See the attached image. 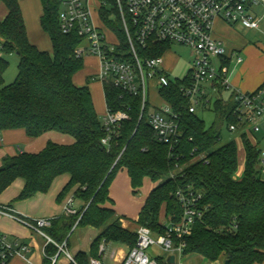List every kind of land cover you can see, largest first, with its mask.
Wrapping results in <instances>:
<instances>
[{"label": "trees", "instance_id": "trees-1", "mask_svg": "<svg viewBox=\"0 0 264 264\" xmlns=\"http://www.w3.org/2000/svg\"><path fill=\"white\" fill-rule=\"evenodd\" d=\"M2 1L8 14L0 19V131L23 128L29 136L38 137L54 130L72 135L75 142L65 145L49 141L38 153L5 157L0 166V194L22 177L26 183L18 199H26L47 192L57 176L69 173L70 181L58 199L75 188L74 198L83 208L76 215L52 219L45 232L57 243H68L76 223V227L91 225L99 229L91 244L92 255L79 252L75 257L79 264H89L90 257L97 258L104 240L128 248L136 243V231L124 228V217L111 206L109 189L120 169H127L135 193L145 178L156 183L138 223L157 233L166 231V219H179L176 192L191 185L204 195V214L186 238L185 254H198L210 262L224 260V264L227 260L229 264L263 263L264 177L258 169V150L249 140L244 141V173L234 179L239 166L238 146L235 141L221 144L224 116L233 101L216 100L212 107L216 122L207 126L197 113L188 111L189 102L180 93V82L162 88L160 94L179 114L184 131L171 154L167 145L156 140L148 109L142 114V100L104 82L107 108L129 115L119 122L109 145H105L102 139L106 129L89 82H74L75 74L84 66V56L78 53L82 38L76 32L61 30L63 0H41V26L51 39L53 52L41 50L30 41L19 0ZM100 13L107 15L108 11L101 9ZM107 23L122 35L118 24ZM11 54L19 57L18 74L11 84H5L9 67L6 57ZM45 250L53 255L57 246L50 243ZM7 262L0 260V264Z\"/></svg>", "mask_w": 264, "mask_h": 264}, {"label": "built area", "instance_id": "built-area-1", "mask_svg": "<svg viewBox=\"0 0 264 264\" xmlns=\"http://www.w3.org/2000/svg\"><path fill=\"white\" fill-rule=\"evenodd\" d=\"M101 9H106L108 14L102 15ZM97 15L106 26L107 22L118 24L122 35L107 26L114 37V40L108 39L94 19L89 0H63L59 13L61 30L64 33L76 32L82 38L78 53L81 56L93 54L99 59L100 71L93 79L110 82L139 97L142 100V114L148 109V121L156 140L167 145L171 154L184 136L180 116L166 101L165 105L149 110L150 82L153 81L159 91L180 82V93L188 100L190 113H197L198 106L211 109L216 100L225 99L223 93L230 91L228 100L233 101V107L224 116L223 128L237 134L231 141L236 142L238 149L244 147L245 140L257 148L258 169L264 177V83L254 91L235 89L230 79L232 58L237 55V64L242 63L243 58L215 35L219 23L230 27L244 24L248 28L260 29V23L264 20V0H102ZM173 43L195 53L192 67L183 80H172L163 67L162 54ZM159 50L162 54H156ZM211 93H215L216 98ZM107 110L103 121L107 133L102 139L105 145H109L119 122L129 117L124 110ZM239 169L238 166L234 179L241 178L239 172L244 173L245 166ZM176 197L181 210L179 219H166L164 233L139 225L135 245L126 251L119 264H190L184 261L187 256L186 238L192 234L194 224L203 218L201 201L204 195L201 190L188 185L179 188ZM79 210L74 197H70L65 214L76 215ZM0 214L10 215L44 237L45 247L50 243L57 246V252L53 255L44 251L43 264H58L62 255L70 264H79L68 250L66 241L57 243L45 232L52 224L51 219L25 218L1 205ZM154 245L159 246L166 255L149 253ZM104 250V244H100L99 251L102 253ZM31 251L29 243L9 239L7 234L0 231V260L3 263L17 256L28 260L26 255ZM171 256L174 257L173 262H170ZM112 257L118 260L115 250ZM89 264L104 263L98 258H91Z\"/></svg>", "mask_w": 264, "mask_h": 264}, {"label": "crops", "instance_id": "crops-1", "mask_svg": "<svg viewBox=\"0 0 264 264\" xmlns=\"http://www.w3.org/2000/svg\"><path fill=\"white\" fill-rule=\"evenodd\" d=\"M19 2L30 41L39 49L51 52V39L41 26V17L43 14L41 0H19ZM7 14L8 9L5 4L4 6L0 5V19H4ZM221 24L222 23H219L218 25ZM226 36L229 37L230 35L225 34L222 35L223 38L220 36L219 38H222L223 40L227 41L226 43H228V39L224 38ZM229 49L232 50L234 48ZM263 83L264 81H262L260 84H257L256 82H250L246 84L245 80L241 82H237L235 80L232 82V85L238 90L253 91ZM49 141L70 145L75 142V138L70 134L61 133L54 130L48 131L38 137L29 136L23 128L0 131V166L2 165L3 159L5 157L16 156L21 152L38 153L45 148ZM241 150L243 152L244 147L239 148V152ZM70 178L71 176L69 173L61 174L54 179L50 189L47 192H38L29 198L19 200L18 196L20 195L26 183L24 178L19 177L15 179L13 183L0 194V205L7 207L11 213L29 219L48 218L52 220L54 218L60 217L65 215V206L68 199L70 197H74L75 188H72L63 199H58L59 194L70 181ZM155 185L156 183L152 182L150 178H145L143 186L138 189L137 193H135L127 169L122 168L117 172L109 189V196L113 201V205L111 206L118 215L136 221L139 218V214L145 204L147 197ZM75 205L78 208L81 206L77 200H75ZM0 231L7 234L9 239H20L32 246V251L28 253V255H30V259L26 260L23 257L17 256L8 261L6 264H43L45 262L44 251L46 239L41 235L34 233L24 223L14 219L10 215L0 214ZM27 240L31 241L28 242ZM128 249L121 251V254L117 260V264L120 263L122 257ZM99 255L100 251L98 253V256ZM61 257L59 258V261L61 260ZM91 258L94 257H90V259ZM200 258L201 262L202 260L208 261L202 256H200ZM64 259L67 264H70L66 257H64ZM222 263L223 262L220 261H208V264ZM256 264H264V262Z\"/></svg>", "mask_w": 264, "mask_h": 264}, {"label": "rangeland", "instance_id": "rangeland-1", "mask_svg": "<svg viewBox=\"0 0 264 264\" xmlns=\"http://www.w3.org/2000/svg\"><path fill=\"white\" fill-rule=\"evenodd\" d=\"M102 0H89L91 8L93 10V16L95 21L103 28L106 32L108 39L114 40L113 35L108 29V25L104 22H101L99 19L98 9L101 6ZM0 5L2 0H0ZM217 37H222V35H230L229 37H224L228 39L229 46L228 48H234L233 50L241 55L243 58V62L237 64L236 56L232 58L231 67H230V79L231 82L237 81L241 82L243 80L246 81V84L252 82L260 84L264 81V20L260 23V29L248 28V26L242 24L235 27H230L227 25H217L216 32ZM223 38V37H222ZM50 41V40H49ZM225 41V40H224ZM227 42V41H225ZM51 43V42H50ZM233 46V47H232ZM51 52H53V47L51 44ZM0 54H2L1 45H0ZM9 61V67L5 72L4 80L5 84H11L18 74V63L19 57L17 54L7 55L6 57ZM163 58V67L170 74L171 79L175 80L180 79L183 80L188 75L194 58L195 53L189 48L182 46L178 43H173L170 45V48L162 54ZM100 71V62L99 59L93 54H85L84 55V66L81 70H79L74 76V82L77 85H84L89 80V87L92 91L95 107L97 113L99 115L100 120L103 122L108 110L107 104L104 95L103 82L101 80L93 79L95 73ZM262 80V81H260ZM256 85V84H255ZM149 102H150V111L154 108V106L160 107L165 105L164 99L160 96V91L154 87L153 81L150 82L149 85ZM256 90V89H255ZM254 91V90H253ZM231 92H225L222 96L225 99H228ZM212 97L216 98L215 93H211ZM197 115H199L206 123L207 126H211L216 122V112L213 109H204L201 106L197 107ZM237 134H231L226 127L223 128L222 131V140L221 144L229 142L233 140ZM243 147V146H241ZM240 147V148H241ZM246 163L244 150L239 152V168L243 169ZM239 169V170H240ZM241 176H243V171H240ZM163 212V211H162ZM164 215V213H163ZM122 226L124 228L129 229L130 231H135L139 226L138 220L134 221L130 218L124 217L121 219ZM99 229L91 226V225H80L74 229H72L70 233V238L68 242V250L72 254L73 257H76L78 252H84L88 256L92 255V247L91 244L99 233ZM30 242L31 240H27ZM61 244V242H59ZM104 244L105 250L98 256V258L104 264H117V259L112 257V252L116 251L117 258L120 256L122 250L128 249V246L119 243L106 241L102 242ZM149 253H154L155 255H166V252L163 251L159 246L154 245L149 250ZM64 255H62L61 260L58 264H67ZM26 258L30 259V255H26ZM185 263L190 264H208V261L202 260L198 254H189L184 258ZM223 262L224 260H219Z\"/></svg>", "mask_w": 264, "mask_h": 264}, {"label": "water", "instance_id": "water-1", "mask_svg": "<svg viewBox=\"0 0 264 264\" xmlns=\"http://www.w3.org/2000/svg\"><path fill=\"white\" fill-rule=\"evenodd\" d=\"M82 208H83V205L80 206V209H82ZM173 261H174V257L171 256V257H170V262H173ZM225 264H229V261H228V260L225 261Z\"/></svg>", "mask_w": 264, "mask_h": 264}]
</instances>
